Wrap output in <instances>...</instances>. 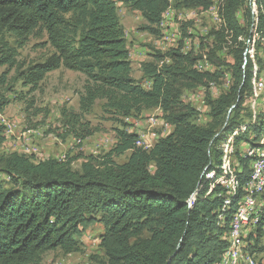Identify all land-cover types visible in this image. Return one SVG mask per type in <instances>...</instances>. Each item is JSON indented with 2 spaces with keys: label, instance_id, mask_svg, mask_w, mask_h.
I'll list each match as a JSON object with an SVG mask.
<instances>
[{
  "label": "trees",
  "instance_id": "trees-1",
  "mask_svg": "<svg viewBox=\"0 0 264 264\" xmlns=\"http://www.w3.org/2000/svg\"><path fill=\"white\" fill-rule=\"evenodd\" d=\"M118 2L139 11L143 29L154 31L172 2L208 9L214 0H0L3 43L6 33L25 38L43 29L54 48L22 73L29 84L64 67L87 76L83 112L101 99L124 118L161 109L162 122L172 125L150 149L136 144L138 132L120 129L110 151L88 155L79 168L71 160L35 162L0 151V175L8 178L0 176V264H40L46 252L58 248L81 251L75 237L96 220L104 225L100 247L106 264H218L230 246L226 233L251 173V159L235 149V141L254 146L264 133L262 109L251 114L244 106L259 91L264 59L242 44L237 47L229 65L232 85L217 97L207 93L210 119L198 123L200 113L182 101L183 89L208 86L215 73L198 70V56L172 49L142 63L143 78L152 82L143 87L133 76ZM220 9L225 28L236 36L254 41L264 33V0H222ZM240 10L248 28L239 23ZM3 51L0 67L14 65L6 43ZM8 103L2 99L0 111ZM66 115L69 123L78 116ZM4 141L0 125V148ZM128 152L124 161H116ZM259 201L262 226L264 193ZM260 227L256 242L263 237Z\"/></svg>",
  "mask_w": 264,
  "mask_h": 264
},
{
  "label": "rangeland",
  "instance_id": "rangeland-1",
  "mask_svg": "<svg viewBox=\"0 0 264 264\" xmlns=\"http://www.w3.org/2000/svg\"><path fill=\"white\" fill-rule=\"evenodd\" d=\"M252 3L249 2V5L257 6ZM118 5L131 50L133 76L143 87L148 88L152 84L149 79L143 78V61H154L159 54L172 49L180 48L183 53L198 56L195 67L200 71L211 70L215 73V79L208 86L183 89L181 99L199 111L198 123L205 124L210 119L206 105L207 93L217 97L232 85L229 65L234 63V51L237 47L242 44L247 47L246 52L250 50L251 55L256 52L259 58L264 59V33L248 43L245 35L236 36L235 32L227 30L220 14L222 0H214L208 9L178 8L172 2L154 31L143 29L146 21L139 11L122 2H118ZM184 9L195 10V20H185ZM215 10L221 25L215 24L211 19ZM238 20L242 26L247 27L243 10L238 12ZM3 36L15 57L14 65L5 64L0 67V101H9L4 110L0 111V125L4 127L5 136L0 148L2 154L18 152L31 157L35 162L49 158L71 160L73 167L79 168L88 155L110 151L117 142V132L120 129L138 132L139 136H146L151 142L161 137V125H165L160 119L161 109L146 111L143 116L133 117L135 120H145L146 116L158 114V122L145 121L144 130L137 129V123H131V118H124L108 110L105 100H96L89 112H83L80 109V98L85 94L87 76L81 72L61 67L47 73L37 85L29 84L22 73L54 52L45 30L36 29L25 38L12 33ZM259 40L260 47L254 46ZM5 43L0 36V57L4 53ZM164 61L171 63L170 58ZM164 61L161 60L159 64ZM2 80L5 81L1 82ZM263 86L259 87L257 95L251 94L244 103L246 108L256 114L260 111L259 108L264 112ZM67 112L78 116L69 123ZM171 130L172 128H164V135ZM245 143L244 139L238 143L235 141V149H240L244 154L247 151ZM128 154L129 152L115 159L122 162ZM0 176L8 180L5 175ZM103 234V223L99 220L91 222L85 228L81 227L75 237L83 245L81 251L66 253L60 248L50 250L45 253L40 264H106L100 247ZM249 236L248 232L245 233L241 241L239 264H253V256L258 263L264 264V234L259 237L258 242L254 239L247 246L248 239L253 238Z\"/></svg>",
  "mask_w": 264,
  "mask_h": 264
},
{
  "label": "bare ground",
  "instance_id": "bare-ground-1",
  "mask_svg": "<svg viewBox=\"0 0 264 264\" xmlns=\"http://www.w3.org/2000/svg\"><path fill=\"white\" fill-rule=\"evenodd\" d=\"M259 83H260V85L264 84V72L261 74V76L259 78ZM136 144L140 147L145 148V149H150L152 146H154V142L148 141L146 136H139ZM263 152H264V133L261 136L260 140L258 141V144L254 145V146L248 145V149L246 151V153H248V155L244 153L245 156H247V157H249V159H251L250 160L251 161V173H250V176H249L248 180L246 181V183L243 184V186L241 187L242 195H241V198H240L238 205L236 207V210H235V213L233 215V219H232L230 226L232 224L238 223V221H239V206L243 202H246V197H247L248 191H253V184H254V182H256V180H261V188H263V190H261L260 195L258 196L259 223H255V231H258L259 227L261 226L260 225V222L262 221L261 209L263 207V203L261 201H259V198H260L261 194L264 193V155H261V153H263ZM258 161H260V163H258ZM238 187H240L239 184H236L234 188L236 189ZM258 224L260 225L259 227H258ZM261 224H262L261 227H262V231H263L264 223H261ZM247 232L249 235H254V227L253 226H247V224H240L239 230H232V232H231L229 229L227 231L226 239H227L230 246L226 250L223 259H221L222 264H232V259H234V264H239L238 255L240 253L241 241L244 238V234Z\"/></svg>",
  "mask_w": 264,
  "mask_h": 264
},
{
  "label": "built area",
  "instance_id": "built-area-1",
  "mask_svg": "<svg viewBox=\"0 0 264 264\" xmlns=\"http://www.w3.org/2000/svg\"><path fill=\"white\" fill-rule=\"evenodd\" d=\"M183 15L185 17V20H195L196 11L184 9ZM211 19L215 22V24L221 25V22H219V20H217V18H216V10H215V14H211ZM251 30H252V28H251ZM248 43H249V38H248ZM262 50H264V45L262 47ZM244 65H246V60H245ZM249 112L252 114L254 111H249ZM147 120H154V122H158V114L146 116L145 120H135L132 117V121H130V122L131 123H137V129L144 130V123ZM164 128H172V125H169V124L161 125V137L167 136V135H164ZM149 135L150 134H148V136ZM245 154L248 155V153H246V151H245ZM261 155H264V152L261 153ZM258 163H260V161H258ZM261 190H263V188H261V180H256V182H254V184H253V191H248V194L246 197V202H243L239 206V221H238V223L232 224L230 226L231 232H232V230H239L240 224H247V226H253L254 227L253 238L248 239L247 246H248L249 242H253V240L259 234V232L255 231V223H259L258 196L260 195ZM263 232H264V228H263ZM218 264H222V260L219 261ZM232 264H234V259H232ZM253 264H259L258 261L256 260L255 256H253Z\"/></svg>",
  "mask_w": 264,
  "mask_h": 264
},
{
  "label": "crops",
  "instance_id": "crops-1",
  "mask_svg": "<svg viewBox=\"0 0 264 264\" xmlns=\"http://www.w3.org/2000/svg\"><path fill=\"white\" fill-rule=\"evenodd\" d=\"M131 59H132V57H131ZM132 61H133V60H132ZM144 61H145V60H144ZM144 61H143V62H144ZM263 85H264V84H262V85H260V86L262 87ZM150 86H151V85H149L148 88H149ZM263 87H264V86H263ZM247 149H248V146L246 147V150H247ZM244 153H245V152H244Z\"/></svg>",
  "mask_w": 264,
  "mask_h": 264
}]
</instances>
